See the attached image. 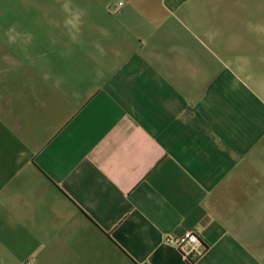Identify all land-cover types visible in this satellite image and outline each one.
<instances>
[{
	"label": "crops",
	"instance_id": "crops-1",
	"mask_svg": "<svg viewBox=\"0 0 264 264\" xmlns=\"http://www.w3.org/2000/svg\"><path fill=\"white\" fill-rule=\"evenodd\" d=\"M0 264H264V0H0Z\"/></svg>",
	"mask_w": 264,
	"mask_h": 264
},
{
	"label": "built area",
	"instance_id": "built-area-1",
	"mask_svg": "<svg viewBox=\"0 0 264 264\" xmlns=\"http://www.w3.org/2000/svg\"><path fill=\"white\" fill-rule=\"evenodd\" d=\"M123 5V2H119L114 8V12H119ZM166 241L174 243L188 261H194L203 252L201 240L195 232H186L177 238H166Z\"/></svg>",
	"mask_w": 264,
	"mask_h": 264
},
{
	"label": "trees",
	"instance_id": "trees-1",
	"mask_svg": "<svg viewBox=\"0 0 264 264\" xmlns=\"http://www.w3.org/2000/svg\"><path fill=\"white\" fill-rule=\"evenodd\" d=\"M190 262H192V263H193V261H190Z\"/></svg>",
	"mask_w": 264,
	"mask_h": 264
}]
</instances>
